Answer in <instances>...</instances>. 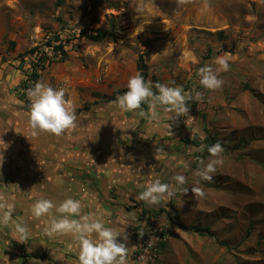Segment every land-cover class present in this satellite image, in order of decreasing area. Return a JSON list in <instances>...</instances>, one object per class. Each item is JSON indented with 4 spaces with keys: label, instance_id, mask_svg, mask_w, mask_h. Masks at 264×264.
Instances as JSON below:
<instances>
[{
    "label": "rangeland",
    "instance_id": "obj_1",
    "mask_svg": "<svg viewBox=\"0 0 264 264\" xmlns=\"http://www.w3.org/2000/svg\"><path fill=\"white\" fill-rule=\"evenodd\" d=\"M204 3L177 8L174 0H0V139L10 145L0 149V194L14 205L12 221L22 222L19 206L27 202L21 195L36 198L37 183L44 185L37 178L47 182L45 194H69L68 165L96 159L94 148L101 145L103 155L130 167L137 199L155 179L187 178V195L158 205L133 201L149 209L145 225L168 235L159 244L158 264H264V0H207L210 7L202 12ZM98 32L110 35L101 43L85 39ZM61 45L66 58L52 50ZM34 48L38 54L24 55ZM140 56L146 81L192 94L188 115L172 123L160 110V118L150 121L107 101L127 89ZM217 57L228 60L229 71L218 74L221 89L208 91L197 71L217 68ZM36 82L66 89L75 129L60 137L30 135L26 93ZM217 141L223 164L212 183L199 185L204 198L195 197L193 172ZM192 142L205 145L204 151ZM13 228L12 222L0 226V242L9 241L21 255L26 245L7 236Z\"/></svg>",
    "mask_w": 264,
    "mask_h": 264
},
{
    "label": "clouds",
    "instance_id": "obj_2",
    "mask_svg": "<svg viewBox=\"0 0 264 264\" xmlns=\"http://www.w3.org/2000/svg\"><path fill=\"white\" fill-rule=\"evenodd\" d=\"M192 2L193 0H174L177 8ZM209 7L205 0L201 11ZM214 63L218 65L215 69L206 65L197 71L199 84L208 91L222 88L224 81L218 74L229 71L230 67L228 60L222 57H217ZM126 88L127 91L117 95L110 104L121 112L139 110V114L150 121L158 120L160 110H163L169 114L168 120L174 123L178 117L188 115V101L193 99L192 94L185 92L182 87L163 83L153 84L151 81H145L139 72L129 77ZM153 89L156 91L154 92ZM26 95L29 102L27 128L32 137H38L41 134L60 137L77 127L75 105L71 100L66 99L65 88L55 89L47 83L36 82ZM195 98L201 99L202 93L196 92ZM142 105L147 106V111L142 109ZM172 123L168 124L169 129ZM0 144L3 145L0 149L4 151L10 146L2 139ZM205 147L202 144L197 151H204ZM158 151L163 150L158 149ZM207 152L209 159L199 161V167L193 172L194 184L190 187L192 195L199 198L205 196V192L199 185L202 182L212 183L217 167L223 164L220 158L224 152L221 142L217 141L207 146ZM4 159L3 151H0V167ZM172 181L174 183H162L159 179H155L139 193L138 199L150 205H158L163 201H170L177 194L182 196L188 194L189 187H185L187 178L184 175H174ZM57 182H60L59 178ZM13 211L14 205L8 203L0 194V226H7L12 222L17 236L16 241L24 243L30 235V230L26 225L12 221ZM29 212L30 216L37 220L52 217L45 228V234L49 237L71 236L73 238L77 250V264H127L130 247L127 246L129 234L125 228L106 226L103 218L95 213L82 214L81 201L69 197L56 204L50 199L41 198L30 206ZM118 238L121 239L118 240Z\"/></svg>",
    "mask_w": 264,
    "mask_h": 264
},
{
    "label": "crops",
    "instance_id": "obj_3",
    "mask_svg": "<svg viewBox=\"0 0 264 264\" xmlns=\"http://www.w3.org/2000/svg\"><path fill=\"white\" fill-rule=\"evenodd\" d=\"M100 146L97 145L94 148L97 149L96 159H84L83 162L68 165L72 168L68 175L69 194L63 189H61V193L45 194L44 186L47 182L37 178V182L44 184L39 188L40 184L37 183V197H29L28 194L25 198L21 195L20 200L27 204L19 206L22 218L20 224L29 228L30 235L27 238L29 242L26 240L27 243L24 242L21 245H26V247L25 252L20 255L14 250L15 248L13 249V244H9V241H1L0 264H77V250L73 238L71 236L49 237L45 234V228L52 217H43L37 220L33 219L29 212L30 206L41 198L50 199L59 204L69 197L81 201L82 214L95 213L103 218L106 226L125 228L129 234L127 246L130 247L127 264H134L132 260L135 242L134 231L145 224L144 217L150 212L145 206L137 207L133 203V201L139 202V199L134 196L136 179L130 171V167H127L122 161L110 160L109 156L102 154L104 150ZM66 178L67 176L64 175L63 181H66ZM14 235L16 236V232L13 228L7 236L15 244L18 242ZM120 239L118 238V240ZM4 249L5 251H3ZM18 254L19 257H17ZM25 255L30 256L26 258Z\"/></svg>",
    "mask_w": 264,
    "mask_h": 264
},
{
    "label": "built area",
    "instance_id": "obj_4",
    "mask_svg": "<svg viewBox=\"0 0 264 264\" xmlns=\"http://www.w3.org/2000/svg\"><path fill=\"white\" fill-rule=\"evenodd\" d=\"M142 234V235H139ZM163 234L158 228L148 222L134 231V249L132 260L134 264H158L159 244L165 241ZM166 237V238H167Z\"/></svg>",
    "mask_w": 264,
    "mask_h": 264
},
{
    "label": "trees",
    "instance_id": "obj_5",
    "mask_svg": "<svg viewBox=\"0 0 264 264\" xmlns=\"http://www.w3.org/2000/svg\"><path fill=\"white\" fill-rule=\"evenodd\" d=\"M93 1H94V3H95V2H96V3L101 2V0H93ZM93 5H94V4H93ZM108 35H110V34H109V33H99V32H98V33H96L95 35H87V36H85V39H86V40H89V41H91V42H93V43H101L103 40H105V38H106ZM48 47H50V45H48ZM52 50H53L54 52H59V54H60L61 57H63V58H66V57H67V56H66V52L63 50V46H62V45H61V46H54V47L52 48ZM34 54H38V49H37V48H34V49L30 50L29 52L25 53L24 55H34ZM208 55H210V53H209ZM43 58H44L43 55H42V56L40 55V56L37 58V64H36V66H39V70L43 69V67H44L45 59H43ZM137 70H138V72L143 76V78H144L145 81H146V79H147V73H146V72H147V66H146L145 63L143 62L141 56L138 58V62H137ZM37 71H38L37 67H35V69L32 71L31 78H32L33 80H36L37 77H38ZM126 91H127V89H124V90H122V91H120V92H115V93H113L112 96L108 97L107 101H108V102H111V101L115 100V98H116L117 95L123 94V93L126 92ZM154 91H155V90H154ZM142 106H143V105H142ZM192 144H193L195 147H199V146H200V144H199V143H196V142H192ZM175 219H177V218H175ZM194 231H196V232H206V233H208V230H204V231H202V230L197 229V230H194Z\"/></svg>",
    "mask_w": 264,
    "mask_h": 264
}]
</instances>
